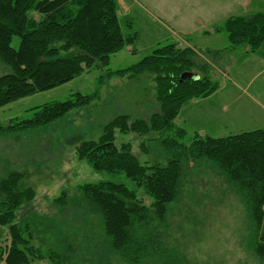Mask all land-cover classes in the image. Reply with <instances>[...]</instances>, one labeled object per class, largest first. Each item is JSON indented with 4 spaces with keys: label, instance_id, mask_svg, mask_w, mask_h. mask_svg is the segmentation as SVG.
Masks as SVG:
<instances>
[{
    "label": "rangeland",
    "instance_id": "1",
    "mask_svg": "<svg viewBox=\"0 0 264 264\" xmlns=\"http://www.w3.org/2000/svg\"><path fill=\"white\" fill-rule=\"evenodd\" d=\"M124 1L130 7L119 8V23L123 33L136 31V38L110 55V69L124 68L153 48L175 41L208 64L220 88L201 109L194 107L197 98L188 100L180 110L178 125L189 132L204 129L211 136L263 127L264 56L263 60L259 57L264 55V43L255 51L246 46L227 50L226 33L214 32L213 27L230 15L264 9V0H115L116 11L117 2L123 5ZM12 45L17 46L16 39ZM8 71L0 61V75ZM100 73L91 66L69 81L0 106V124L7 125L12 118L30 116L32 107L99 88L97 98L71 108L46 126L0 134V179L9 171H20V182L35 193L16 210V217L32 224V243L58 251L62 264H134L113 253L100 214L77 190L80 183L101 179L123 181L129 187L132 181L124 174L110 176L94 170L86 159L77 158L75 147L82 140L96 139L116 115L147 119L156 110L155 82L147 72L103 79ZM233 77H239L242 89L258 102L242 97L245 92L232 84ZM246 81L248 85L242 83ZM217 106L224 110L214 111ZM118 139L131 142V151L140 162L170 159L155 131L143 136L126 133ZM182 140L188 142L189 136ZM182 171L177 194L167 204L165 222L149 224L163 247L175 255V264H264L251 248L255 231L235 184L203 157L183 160ZM62 191L67 199L63 205L55 201ZM143 200L150 204L149 198ZM8 243L7 227L0 225V245ZM30 264L46 262L35 259ZM140 264L159 263L149 259Z\"/></svg>",
    "mask_w": 264,
    "mask_h": 264
},
{
    "label": "trees",
    "instance_id": "2",
    "mask_svg": "<svg viewBox=\"0 0 264 264\" xmlns=\"http://www.w3.org/2000/svg\"><path fill=\"white\" fill-rule=\"evenodd\" d=\"M213 29L226 33L227 50L246 46L255 51L264 43V9L230 15ZM135 38L136 31L123 33L115 0H0V61L10 69L0 75V106L69 81L91 66L101 70V79L147 72L155 82L156 110L147 119L116 115L96 139L82 140L75 147L77 158L86 159L94 170L110 176L124 174L133 183L129 187L123 181L101 179L77 186L100 214L109 247L134 264L149 259L175 264V255L163 247L149 224L165 222L167 204L181 182L182 161L203 157L241 192L255 231L251 248L264 259V127L225 136L188 132L175 122L182 105L210 95L218 81L206 62L175 41L153 48L124 68L110 69V55ZM187 72L196 76H182ZM98 92L99 88L75 92L32 107L30 116L0 124V134L46 126L71 108L88 104ZM150 131L157 132L161 146L170 153L166 163L140 162L131 151V142L118 139L126 133L143 136ZM186 135L189 140L183 142ZM22 178V172L12 170L0 179V225L9 233L8 245H0V262L30 264L36 259L62 264L58 251L32 243V224L16 217L21 204L35 195L31 186L20 182ZM144 197L150 199L149 205ZM55 201L66 204L65 192Z\"/></svg>",
    "mask_w": 264,
    "mask_h": 264
},
{
    "label": "crops",
    "instance_id": "3",
    "mask_svg": "<svg viewBox=\"0 0 264 264\" xmlns=\"http://www.w3.org/2000/svg\"><path fill=\"white\" fill-rule=\"evenodd\" d=\"M130 7L128 4H126V2L124 1V3H123V5L121 4V3H119V2H117V14L119 13L118 11H119V8H126V9H128V7ZM131 9V8H130ZM122 10V9H121ZM254 11V10H253ZM122 13H124V11L122 10ZM126 14V13H125ZM119 15V14H118ZM164 27V26H163ZM168 35V34H167ZM166 38V37H165ZM164 40H168V39H164ZM263 56L264 55H261L260 57H259V59L260 60H263L262 58H263ZM237 78H239V77H237ZM237 78H235V77H233V79H231V82H232V84L235 86H239V88H241L242 89V85H240V81H239V79H237ZM247 82V81H246ZM244 85L246 84V85H248V82L247 83H244V82H242ZM218 89H220V88H218ZM244 92H245V95L246 96H242V97H249V98H251L252 100H256L253 96H251V94L249 93V92H247V91H245L244 89H242ZM216 91V90H215ZM213 92V93H211L210 95H208V96H205V97H202V98H197V102L194 104V107L195 108H197V109H201L202 107H203V103H204V101L206 100V99H210V98H212L213 97V95L216 93V92ZM257 101V100H256ZM189 101H187L186 103H184V104H187ZM258 102V101H257ZM184 104L182 105V107L184 106ZM182 107H181V109H182ZM260 109H262L263 111H264V106L261 104L260 105ZM180 109V110H181ZM216 110H214V111H217V112H219V110H224V109H222V108H220L219 106H217L216 108H215ZM179 117H180V111H179V113H178V115H177V117H176V119H175V122L177 123V124H179L178 123V121H179ZM7 119V118H6ZM264 119V118H263ZM263 127H264V123H263ZM255 128H259V127H255ZM186 129V128H185ZM187 130V129H186ZM189 132V131H188ZM194 132H196V133H198V134H200V135H207V131H205L204 129H201V130H195V131H190V133H194Z\"/></svg>",
    "mask_w": 264,
    "mask_h": 264
},
{
    "label": "water",
    "instance_id": "4",
    "mask_svg": "<svg viewBox=\"0 0 264 264\" xmlns=\"http://www.w3.org/2000/svg\"><path fill=\"white\" fill-rule=\"evenodd\" d=\"M182 76L195 77L196 76V73H194V72H187V73H183Z\"/></svg>",
    "mask_w": 264,
    "mask_h": 264
}]
</instances>
